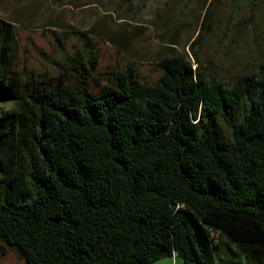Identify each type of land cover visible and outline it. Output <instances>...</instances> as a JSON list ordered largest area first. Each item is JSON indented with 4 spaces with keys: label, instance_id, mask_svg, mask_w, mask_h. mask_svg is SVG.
Wrapping results in <instances>:
<instances>
[{
    "label": "trees",
    "instance_id": "trees-1",
    "mask_svg": "<svg viewBox=\"0 0 264 264\" xmlns=\"http://www.w3.org/2000/svg\"><path fill=\"white\" fill-rule=\"evenodd\" d=\"M17 41L0 18V264H264V62L228 84L178 54L153 81L85 35L42 67Z\"/></svg>",
    "mask_w": 264,
    "mask_h": 264
},
{
    "label": "rangeland",
    "instance_id": "rangeland-1",
    "mask_svg": "<svg viewBox=\"0 0 264 264\" xmlns=\"http://www.w3.org/2000/svg\"><path fill=\"white\" fill-rule=\"evenodd\" d=\"M208 5L201 0H0V18L15 26L17 60L27 66H46L85 35L104 72L133 63L141 77L154 81L160 60L183 54L192 61L197 56L206 76L233 84L264 62V0L216 2L210 32L192 50ZM12 108L5 104L0 118ZM4 263L26 264L16 251Z\"/></svg>",
    "mask_w": 264,
    "mask_h": 264
},
{
    "label": "crops",
    "instance_id": "crops-1",
    "mask_svg": "<svg viewBox=\"0 0 264 264\" xmlns=\"http://www.w3.org/2000/svg\"><path fill=\"white\" fill-rule=\"evenodd\" d=\"M151 264H186V263L177 254H173L172 256L164 257ZM192 264H201V263H192Z\"/></svg>",
    "mask_w": 264,
    "mask_h": 264
}]
</instances>
